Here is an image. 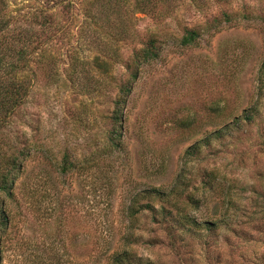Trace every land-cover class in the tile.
<instances>
[{
    "label": "rangeland",
    "instance_id": "1",
    "mask_svg": "<svg viewBox=\"0 0 264 264\" xmlns=\"http://www.w3.org/2000/svg\"><path fill=\"white\" fill-rule=\"evenodd\" d=\"M10 1L18 18L41 5ZM245 4L253 12L250 20L203 32L196 46L180 45L184 28ZM86 7L76 0L57 15L70 32L67 39L56 34L47 50L55 59L54 76L30 65V93L4 130L32 149L13 199L0 196L12 219L2 241V264H105L130 233L136 196L151 187L170 189L180 173L198 202L194 209L180 199L185 212L213 225L192 234L176 230L173 238L146 213L136 224L139 237L131 250L154 264H264V91H259L264 0L213 3L205 12L190 10L181 0L172 16L136 14L139 36L119 43L122 58L152 32L164 45L133 85L120 149H106V131L126 71L116 65L107 78L91 64L99 54L83 33ZM160 9L166 12V6ZM75 52L85 61L78 73L69 64ZM253 108L250 124L240 122L198 157H186L204 135L244 119ZM221 115L226 122L219 126ZM66 154L74 168L62 174Z\"/></svg>",
    "mask_w": 264,
    "mask_h": 264
},
{
    "label": "trees",
    "instance_id": "2",
    "mask_svg": "<svg viewBox=\"0 0 264 264\" xmlns=\"http://www.w3.org/2000/svg\"><path fill=\"white\" fill-rule=\"evenodd\" d=\"M41 5L27 15L19 16V19L10 10V0H0V196L5 195L13 199L18 181L26 173V163L30 158L31 147L26 143L16 144L4 134L9 131L11 118L24 104L28 97L33 79L30 78V65L34 64L37 70H46L47 77L54 76L52 68L55 59L48 55V48L56 34L65 39L70 31L61 28L57 15L63 10L72 8L76 0H38ZM181 0H84L86 2V28L84 36L90 45L96 47L99 54L92 59L91 64L107 78L111 76L113 67L122 64L126 71V78L120 84H116V98L114 108L110 114V129L106 131L108 148L120 149L122 146V131L124 126L125 110L133 85L139 79L142 67L150 65L160 57L164 42L158 38L156 32L146 36L144 42L138 48H134L127 58H122L119 43H126L139 36L135 27L136 14H149L172 16L176 14L178 2ZM188 8L197 12H205L211 4H231L237 0H187ZM243 1V0H242ZM166 6V12H161L160 6ZM252 13L247 5L233 12L222 13L221 18H214L205 25L195 28H184V35L179 38L182 47L196 46L203 32L208 30H220L226 24L237 25L239 20L248 21ZM219 27V28H218ZM66 35V36H65ZM69 64L72 73H76L80 65L85 64L82 58L75 52L69 54ZM78 73V72H77ZM259 78V91H264V65L261 68ZM113 82L114 78H110ZM256 110H249L244 119L234 118L233 123L225 125L220 130L204 135L198 143L186 151V157L191 159L202 154L204 148H210L214 140H222L229 135L233 126H241L240 122L250 124L254 120ZM222 117V115H221ZM221 118L219 126L225 123ZM187 122L185 125H187ZM236 124V125H235ZM191 161V160H190ZM60 173L66 174L72 168L73 163L66 154L63 158ZM165 169L163 168L164 171ZM206 185V184H204ZM190 183L183 173H180L174 185L167 189L165 186L151 187L136 196L133 208L129 216L130 233L124 240L123 245H116L112 253L107 257L105 264H154L149 260L139 258L134 251L133 245L138 242L136 234L139 228L136 224L140 217L149 214L152 223L165 225L170 237L176 238V230H198L202 226L209 228L213 224L199 223L185 212V207L180 204V199H185L194 209L198 202L192 194L187 193ZM11 217L6 208V203L0 198V264L3 262V239L11 224ZM171 225V226H168ZM192 234V233H191ZM123 247V248H122ZM111 250V249H110ZM93 264H99L95 262Z\"/></svg>",
    "mask_w": 264,
    "mask_h": 264
}]
</instances>
